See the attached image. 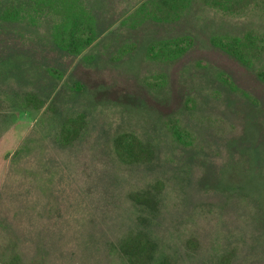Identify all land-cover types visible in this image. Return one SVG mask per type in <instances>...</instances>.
Segmentation results:
<instances>
[{"label":"rangeland","instance_id":"obj_1","mask_svg":"<svg viewBox=\"0 0 264 264\" xmlns=\"http://www.w3.org/2000/svg\"><path fill=\"white\" fill-rule=\"evenodd\" d=\"M90 1L102 33L77 58L43 27L0 25V264H127L117 247L129 233L172 264H264V11L193 3L167 25L134 15L143 0ZM219 38L250 43L248 65ZM21 91L46 105L6 113ZM66 117L82 130L62 149ZM123 133L153 146L151 164L115 159ZM142 192L150 208L130 197Z\"/></svg>","mask_w":264,"mask_h":264},{"label":"trees","instance_id":"obj_2","mask_svg":"<svg viewBox=\"0 0 264 264\" xmlns=\"http://www.w3.org/2000/svg\"><path fill=\"white\" fill-rule=\"evenodd\" d=\"M90 2V0H0V25L33 30L43 27L47 30L46 33L50 34V41L60 54L77 58L91 47L102 33L99 31L94 14L90 11ZM193 3L221 12L225 16L246 15L255 10L264 11V0H143L134 15H139L138 13L141 12L153 22L174 24ZM214 42L226 54L248 65L250 43L243 44L225 38H219ZM167 45L169 44H163V47L166 48ZM150 46L152 47L149 48V53H154L156 47L154 44ZM161 49L159 46L158 50ZM8 63L19 68L20 72L22 70L21 73L24 75L30 76L32 70L21 69L19 60H9ZM2 66L3 62H0V67ZM46 72L53 84L63 77L56 69L49 68ZM80 86H83L81 82L74 81L71 88L79 92ZM5 101H8L7 107L4 108L6 113L39 110L47 103L46 99H42L33 91L13 92V97H7ZM48 110H51L50 104L47 105L44 113ZM0 113H2L1 108ZM56 130L58 131L53 136L54 142L62 149L69 148L81 133L82 120L80 117L63 118ZM177 138L181 140L178 134ZM112 146L115 159L123 165L145 166L151 164L155 158L153 146L147 141L140 140L133 133L116 135ZM130 197L137 205H144L147 208L155 203V196L145 192L133 193ZM117 252L127 264H172L166 258L161 260L155 258L156 246L144 233L126 235L119 242ZM224 260L227 261L228 258L224 257Z\"/></svg>","mask_w":264,"mask_h":264}]
</instances>
